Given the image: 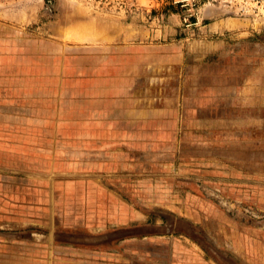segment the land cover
Wrapping results in <instances>:
<instances>
[{
	"label": "rangeland",
	"instance_id": "374dc122",
	"mask_svg": "<svg viewBox=\"0 0 264 264\" xmlns=\"http://www.w3.org/2000/svg\"><path fill=\"white\" fill-rule=\"evenodd\" d=\"M0 264H264V0H0Z\"/></svg>",
	"mask_w": 264,
	"mask_h": 264
}]
</instances>
